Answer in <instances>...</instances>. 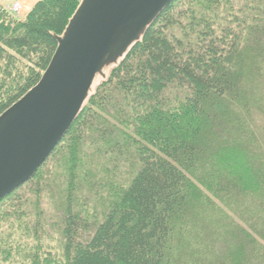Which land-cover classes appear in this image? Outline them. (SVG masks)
<instances>
[{
	"label": "trees",
	"instance_id": "1",
	"mask_svg": "<svg viewBox=\"0 0 264 264\" xmlns=\"http://www.w3.org/2000/svg\"><path fill=\"white\" fill-rule=\"evenodd\" d=\"M81 2L0 5V115ZM49 160L0 201V264H264V0L172 2Z\"/></svg>",
	"mask_w": 264,
	"mask_h": 264
},
{
	"label": "water",
	"instance_id": "2",
	"mask_svg": "<svg viewBox=\"0 0 264 264\" xmlns=\"http://www.w3.org/2000/svg\"><path fill=\"white\" fill-rule=\"evenodd\" d=\"M175 0H82L40 81L0 115V201L30 181L96 83Z\"/></svg>",
	"mask_w": 264,
	"mask_h": 264
},
{
	"label": "built area",
	"instance_id": "3",
	"mask_svg": "<svg viewBox=\"0 0 264 264\" xmlns=\"http://www.w3.org/2000/svg\"><path fill=\"white\" fill-rule=\"evenodd\" d=\"M0 5L6 12L14 15H20L23 10V5L19 0H0Z\"/></svg>",
	"mask_w": 264,
	"mask_h": 264
},
{
	"label": "rangeland",
	"instance_id": "4",
	"mask_svg": "<svg viewBox=\"0 0 264 264\" xmlns=\"http://www.w3.org/2000/svg\"><path fill=\"white\" fill-rule=\"evenodd\" d=\"M24 12H25V8H24V6H23V10H22V13H21L20 15H14V14H11V13H8V12H7V13H8L9 15H12L13 17H15V18L18 19V20H22V19L26 16ZM52 153H53V152H52ZM50 156H51V155H50ZM49 158H50V157H49ZM49 158H48V159H49ZM48 159H47V160H48ZM50 162H51V160L45 162L46 164L44 165V170H43V171H45V170L47 171V167L51 164ZM52 164H53V167H55V164H56V163L54 162V163H52ZM50 171H51V170H50ZM222 172H223V171H222ZM20 191H21V190H20ZM202 191L206 193L207 189L204 188V187H202ZM44 194L46 195V193H44ZM44 194H43V195H44ZM209 196H210V195H209ZM46 197H47V196H46ZM47 200H48V199H47ZM44 203L46 204L47 208L50 207V206H48V205H49V202L44 201ZM44 207H45V206H44ZM51 243H52V245H53L55 242H51Z\"/></svg>",
	"mask_w": 264,
	"mask_h": 264
},
{
	"label": "crops",
	"instance_id": "5",
	"mask_svg": "<svg viewBox=\"0 0 264 264\" xmlns=\"http://www.w3.org/2000/svg\"><path fill=\"white\" fill-rule=\"evenodd\" d=\"M39 0H19V2L25 8V15L31 10V8L38 2Z\"/></svg>",
	"mask_w": 264,
	"mask_h": 264
}]
</instances>
